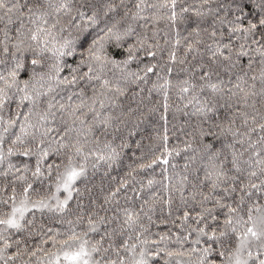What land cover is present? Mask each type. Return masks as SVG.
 Returning <instances> with one entry per match:
<instances>
[{"label":"snow or ice","instance_id":"obj_1","mask_svg":"<svg viewBox=\"0 0 264 264\" xmlns=\"http://www.w3.org/2000/svg\"><path fill=\"white\" fill-rule=\"evenodd\" d=\"M0 264H264V0H0Z\"/></svg>","mask_w":264,"mask_h":264}]
</instances>
